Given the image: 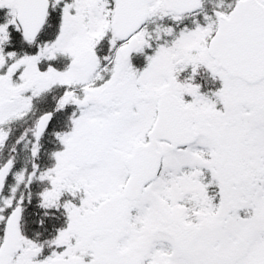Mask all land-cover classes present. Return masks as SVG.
<instances>
[{"label": "snow or ice", "instance_id": "obj_1", "mask_svg": "<svg viewBox=\"0 0 264 264\" xmlns=\"http://www.w3.org/2000/svg\"><path fill=\"white\" fill-rule=\"evenodd\" d=\"M0 264H264V0H0Z\"/></svg>", "mask_w": 264, "mask_h": 264}]
</instances>
